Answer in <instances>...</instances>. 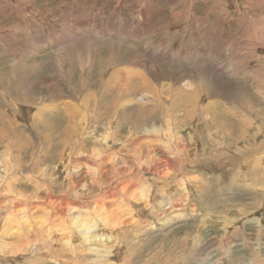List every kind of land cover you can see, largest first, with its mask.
<instances>
[{
  "label": "rangeland",
  "instance_id": "374dc122",
  "mask_svg": "<svg viewBox=\"0 0 264 264\" xmlns=\"http://www.w3.org/2000/svg\"><path fill=\"white\" fill-rule=\"evenodd\" d=\"M87 35L94 40L90 39L89 50L97 52L101 58L105 56L101 66L116 65L114 70L146 68L149 72L160 69L157 70L160 75L152 73L149 77L159 89L165 87L161 89L163 98L168 96L166 90L171 86L189 92L192 86H186L188 83L204 82L202 87L207 90L199 103L205 105L209 101L212 106L214 104L212 111L226 126L219 129L217 124L207 126L199 119H189L188 124L175 131L177 134L168 133L171 136L168 138L161 132L128 133L131 130L128 125L117 129L118 134H112L109 140L114 137L115 142L111 139L106 145L99 144L103 154L114 152V157L121 152L126 157H133L139 146H143L156 147L160 155L177 161V167L181 168L163 181L167 191L160 194L159 201L165 203L181 198V205L170 213L182 212L183 215L175 222L170 219L165 224L162 220L168 213L157 212L159 204L146 201V198H142V202L152 212H144L145 216L143 213L136 218L132 204L131 210L122 207L123 210L118 212H124L123 218L128 225L111 224L109 230L120 232L118 228L124 227V231L117 232L106 245L119 255L109 256L111 251L108 250L109 260L98 264H125L132 259L137 260L136 264H264V157H260L264 154V0H0V108L11 115L16 114L21 124L18 129L29 136L32 143L22 150L10 152L0 148V177L11 176L14 192L22 191L20 193L27 196L24 200L39 207L45 203L42 207L44 218L34 219L29 215L25 218L31 221L33 230L26 235L23 229L21 239L27 237L33 243L32 249H42L43 242L36 236L54 225L51 228L52 245H49L51 251L42 249L43 255L40 250L39 255L43 258L35 257L33 250L23 252L25 258L20 256L22 244L16 229L22 226V219L21 216L20 219H9L15 198L0 193L1 241H8L3 235L13 232V243L0 251V264L87 263L85 258L79 257L81 262L72 259L74 251L87 246L75 243L72 238L74 227L69 231L66 228L57 230L54 222L62 221L63 226L64 218L54 214L59 221L53 220L45 201L49 190L54 192L55 198L66 191L70 195L84 191L86 198L93 193L89 194L86 186L77 185L78 176L67 175L60 152L52 143L42 142L31 122L32 111L42 106L59 105L63 97L80 102V96L86 94L87 86L79 94L74 87L83 84L80 79L85 80L82 78L84 71L90 70L95 62L87 52L89 50L84 49L86 46L79 45L86 41ZM113 44H119L117 50ZM58 58L62 62L59 63ZM54 63L60 65L56 67ZM62 86L67 89L66 93ZM210 90L214 93L209 94ZM149 97L148 104L157 102L154 95ZM223 109L224 112L228 110L226 115L221 113ZM233 112L241 127L231 126L229 120ZM96 135L99 139L104 136L102 130ZM180 143L182 147L179 148L176 145ZM167 144L170 147L165 148ZM98 155L103 156L100 152ZM86 167L81 168L86 170ZM143 178H148L146 184L149 183L150 196H154L158 184L156 176L147 172ZM87 203L89 201L84 205ZM140 217H143L139 220L143 222L140 226L144 227L141 232L145 233L141 235V241L135 242L129 236L135 235L136 221ZM90 219L97 220V215ZM68 237L74 243L71 242L73 249L66 248L64 240ZM101 252L106 254L107 251Z\"/></svg>",
  "mask_w": 264,
  "mask_h": 264
},
{
  "label": "bare ground",
  "instance_id": "6f19581e",
  "mask_svg": "<svg viewBox=\"0 0 264 264\" xmlns=\"http://www.w3.org/2000/svg\"><path fill=\"white\" fill-rule=\"evenodd\" d=\"M90 39L91 37L87 35L86 41L84 43L80 42L79 45H82L83 47L86 46L84 47V49L89 50L90 47L88 46H89ZM118 45L119 44L114 45L115 50H117L116 48H118ZM96 48L94 47V49ZM87 52L90 53L89 54L90 56L94 57L95 62H94V65H92V67L90 68V70L84 71V73L85 72L86 73L82 76V78H85V80L79 78L80 81L82 80L83 84H78L76 88L74 87V89L78 93L79 91L83 92V89H85V87L87 86L86 87L87 90H85L87 91L86 94L84 96L81 94L82 96H80V98L78 97L79 99H81L80 102L78 100H70V99H66V97H63L60 100L59 105L54 106L53 104L47 108H45L46 106L44 107L42 106L40 109H36L35 111H32V114H31L32 121L31 122H32L34 129L37 132V135L39 137L41 135L42 142H44V144L46 142L52 143V146H54V149H57L60 152L61 158L64 159L62 162V165L66 169L65 171L67 172V175L70 173L72 177L78 176L77 185H79L80 187L86 186L87 187L86 189L88 190L89 194L93 193V195H90V198H86L83 195L84 191L79 190V193L75 191L74 195H70L66 191V192H63L62 195H59L58 196L59 198L58 197L55 198L56 196L52 194L54 192L53 191L51 192L49 190L50 194H48L49 197L45 202L48 204L47 206L49 207V213H52L53 220L57 219L59 221V218L57 217L55 218L54 214H56L58 217L61 216L60 219L64 218L62 219L64 227L62 226V221L61 223L59 222L55 223L53 221L55 226H57V230H63L64 228H66L69 231L71 227H74L76 230H75V235L72 238L73 240L75 239V243L78 242L84 245L86 244L87 246V247H83L84 249H78L77 251H74L72 259L74 261L81 262L80 259L85 258L87 261L86 264H98V262L108 259L107 254L109 251H111V253H109V256L119 255L118 251H112L108 249L106 245H108L107 244L108 242L113 240V236H117L118 233L120 232L122 233L124 231V227L123 228L119 227L120 229L118 228L120 232L113 231V230L111 231L108 229V227H110L111 224L115 226L116 225L125 226L127 224V220L123 218V216H125V214H123L124 212L123 213L118 212V211L123 210L122 207L124 208L128 207V209L131 210L129 206L130 204H132L135 210L134 215L137 218L138 216H141L144 212H148V213L152 212V209L147 210L149 206H147L144 202H142V198L144 199L146 198L145 199L146 201H151L153 204H159V206L156 207L157 212L162 210V212L168 213V216H166L163 220L161 219L165 224L168 223L170 219H172V221L175 222L176 220H178V217H181L183 215L182 212L181 213L174 212L173 214L170 213V210L176 209L179 205H181L180 203L182 202L181 198L176 197L174 199L175 201L169 200L165 203H161L162 201H159L160 194L164 195V191H167V188H165L162 184L163 181L168 180L169 177H173L177 173V170L181 168L180 166L177 167L178 165L177 161H175L174 159L170 157H166L163 154L160 155L158 151L156 150V147L144 148L143 146H139L138 144L137 145L139 146V150L135 154V156L131 157L130 155H128V157H126L125 154L121 152V154L119 153L117 157H114V152H112L111 155L103 154V151H102L103 149L99 147L100 146L99 144L106 145L112 139L111 138L109 140V138L112 137V134L114 133L118 134L117 129L120 130L122 128H125V126H128V125L130 126L129 128L131 129L130 131H128V133L132 132V133L140 134V133L147 132L150 134L152 133L154 134L157 132H161V134L165 133L164 136L168 135L167 136L168 138L171 137L169 136L168 133H170L171 135L172 132H175L176 130H180L183 126L188 124L189 119L191 120H193L194 118L199 119V122L201 121L202 123L203 121L207 126H211L210 124L212 125L217 124L219 129L220 127H223L225 129L226 126L224 124V121L222 122L221 121L222 119L218 117L216 114H214V110L212 111V107H214V104L212 106L211 102L209 101H207L205 105H201L199 103L201 95L205 93V90H207L205 86L202 87V83L204 82H202L201 84L200 83L195 84V82L190 83V84L188 83V85L186 86H189V87L192 86L189 92L186 90H183V88L181 87L171 88L172 87L171 86L168 89L166 88L167 89L166 91H168V96H164L165 98H163L161 89L165 87L163 86L162 88L159 89L156 84L152 83V80L149 77L153 75L152 73H156L160 75V73L158 72L160 69L159 70L157 69L158 71L154 70L155 72H152L153 70L149 72V69H146V68H134V67L133 69L128 67V69H125V70L124 69L114 70V67L116 65H111V66L110 64L108 66L100 65V62L102 60L105 61V56L104 58H101L100 57L101 55H98L97 52L93 53L94 51H91V50ZM65 55H64V58H65ZM58 62L59 63L62 62L61 58L60 59L58 58ZM54 64H55L54 66H56V63ZM102 75H104V77L102 78V80H99L100 79L99 77H101ZM26 76L28 75L26 74ZM73 79H76V77ZM55 87L57 86L55 85ZM28 88H32V87H28ZM57 91H59L58 87H57ZM66 91L67 89L64 88L65 93ZM17 93H22V92H17ZM208 93L212 94L214 93V90L213 91L210 90V92ZM150 94L152 97L153 95L157 97V102L155 103L151 102L152 104H148L149 102L148 103L146 102V100H150V97H149ZM61 95L63 96V94ZM21 96H19V98ZM30 96H33V95L31 94ZM64 96H66V94ZM136 97H137V100H136ZM1 98L2 96L0 95V99ZM20 99H23V98H20ZM31 99H34V97H32ZM34 102H37V101L35 100ZM225 112H224V109L221 111L222 114L226 115ZM183 114L184 116H182ZM208 114H209V117H207ZM227 114L229 115L230 113L228 112ZM235 116L236 115L233 112L230 120L227 119L230 121V124L231 123L233 124L231 126H234V127H236L235 125H238V122H237L238 120L237 118H235ZM20 125L21 124L16 118V114L11 115L7 113L6 110H2L0 108V148H4L6 152H10L11 150H22L25 147L32 145L31 139L29 138V136L25 135L24 132L18 129ZM100 130H102L104 134V136H102L101 139L97 138V135H96L98 131L100 132ZM240 132L241 131H239V133ZM175 134H177V132H175ZM234 134H233V138H236ZM138 138H140V136H138ZM113 139L111 142H115ZM129 139H131V136L129 137ZM133 139L135 140V138ZM168 144L166 145L165 148H167L170 145ZM92 146L94 147H93V150L91 151ZM176 146L179 148L182 147L181 143L177 144ZM122 149H123L122 151L127 152L125 148H122ZM187 150H190V149L188 148ZM106 151L108 150L105 149V152ZM96 152H97V155H95ZM98 152H100V154L102 153L103 156L100 157L98 155ZM260 157L263 158L264 154L261 155ZM129 162H131V164H129ZM83 166L84 167L87 166L86 167L87 169L83 170V168H81ZM72 168L74 169L73 173H72ZM147 172H149L150 174H153V177L155 175L156 180L158 181V184H156V187L159 189L157 190L156 188V192L154 191L155 193L154 192H153L154 194L152 193L154 196H150V190H149L150 188H148L149 183L148 185L146 184V180L148 178L147 179L143 178V175H145ZM202 172L203 171H201V173ZM89 178L92 179L91 182L88 181ZM12 181L13 179L9 175H7L5 179L4 177H0V193L2 192L8 193L9 195L15 198V200H13L14 201L13 209L15 211L13 209L10 210L9 214L12 217L10 216L9 219L12 220L13 217L16 219H20V216L22 219V223H21L22 226L16 229L17 236L20 237V241L22 244L21 245L22 249L19 248V252H21L20 256H23L25 258L26 255L23 252L29 251L30 253V250H33L34 252L37 253V255L35 253V257L43 258L42 255H39L40 253L39 251L41 250L42 254H43L42 249H45V250L49 249L51 251V248L49 247V245L50 244L52 245V243H50V240L52 239L51 228L54 227V225L47 227L48 230L45 228L46 229V230L44 229L45 231H41L42 233H39L40 235L36 236L40 238L43 242L42 245L44 246L42 247V249L38 247L35 248V250L32 249L31 247H33V243L29 239H27V237H23V239H21V236H22L21 234L23 233L22 231L23 229H24V232H27L26 235H29L31 233V230H33V228L31 227L32 224L30 225L31 221H28L29 219L26 220L25 219L27 218L26 216L29 215L31 218H34V219L44 218L43 217L44 215L42 214L45 210L42 211V207L45 203H43L42 207H39L38 205L31 203L30 201L24 200V198H26L27 196H25V194L20 193L22 191L15 193L13 190L12 184H11ZM205 181H207V179L204 180V182ZM169 183L170 182H168V184ZM196 185L201 188H204L202 184L197 183ZM157 191H159L158 195L156 194ZM119 200H122V201L118 202ZM88 201H89V203H87L88 205L87 206L84 205ZM113 206L115 207V209L113 208ZM94 213L97 215V220L95 219V221L93 219H90V217L92 218L95 216ZM134 215L132 216L134 217ZM143 216H145V213ZM121 218L123 221L121 220ZM142 219L143 217H140V219H137L138 221H136L137 224L135 228L136 229L135 235L129 236L135 242L141 241L142 240L141 235L145 233L144 231L141 232V230L144 229V227L140 226L143 222H140L139 220H142ZM47 220H50V219H47ZM98 221H99V224H98ZM151 227H154V226L151 225ZM91 229L94 230L93 233H90L91 231L88 232V230H91ZM64 236L62 235V237ZM1 237L2 236H0V251L3 249V247L7 248L6 245L9 246L10 243H13V232L8 233V235L6 236L3 235V237L6 238L4 240H8V241H1ZM9 238H11V241H9ZM37 241H40V240L38 239ZM64 241H65L64 243L68 246L66 248L70 247L71 249H73L71 247L73 243L72 239L68 237ZM122 242L127 243L126 241H122ZM69 243L70 245H68ZM103 249L107 251L105 252L106 254L101 252V250L103 251ZM1 253H0V256H1ZM48 254L51 255V252H48ZM61 255H59L60 258H61ZM69 258L71 259V256H69ZM136 262L137 260L132 259V260H128L125 264H136ZM106 264H109V263H106Z\"/></svg>",
  "mask_w": 264,
  "mask_h": 264
}]
</instances>
